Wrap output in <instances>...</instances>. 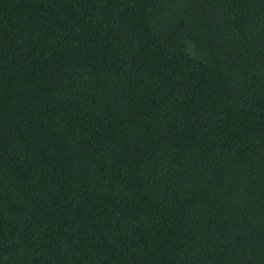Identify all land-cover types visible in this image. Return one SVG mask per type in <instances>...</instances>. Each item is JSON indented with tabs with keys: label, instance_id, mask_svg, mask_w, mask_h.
Segmentation results:
<instances>
[{
	"label": "trees",
	"instance_id": "obj_1",
	"mask_svg": "<svg viewBox=\"0 0 264 264\" xmlns=\"http://www.w3.org/2000/svg\"><path fill=\"white\" fill-rule=\"evenodd\" d=\"M0 264H264V0H0Z\"/></svg>",
	"mask_w": 264,
	"mask_h": 264
}]
</instances>
